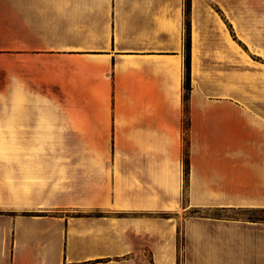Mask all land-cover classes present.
I'll list each match as a JSON object with an SVG mask.
<instances>
[{"label": "crops", "instance_id": "0c3cea01", "mask_svg": "<svg viewBox=\"0 0 264 264\" xmlns=\"http://www.w3.org/2000/svg\"><path fill=\"white\" fill-rule=\"evenodd\" d=\"M0 76V264H264V0H0Z\"/></svg>", "mask_w": 264, "mask_h": 264}, {"label": "trees", "instance_id": "16d2710c", "mask_svg": "<svg viewBox=\"0 0 264 264\" xmlns=\"http://www.w3.org/2000/svg\"><path fill=\"white\" fill-rule=\"evenodd\" d=\"M186 53H185V81H184V90L186 94L184 95L183 102L185 105L184 110L187 112L189 110V92H190V85H191V75H190V38L189 36L186 37ZM184 132L187 134L188 127H184ZM187 136V135H186ZM184 149H183V163H184V172L185 177L187 179L188 172H189V141L188 137L184 136Z\"/></svg>", "mask_w": 264, "mask_h": 264}, {"label": "rangeland", "instance_id": "374dc122", "mask_svg": "<svg viewBox=\"0 0 264 264\" xmlns=\"http://www.w3.org/2000/svg\"><path fill=\"white\" fill-rule=\"evenodd\" d=\"M255 60H257V61H260V59H257V58H254ZM0 78H1V76H0ZM0 84L2 85V88H4V92L5 93H11V83H10V81H0ZM186 94V91L184 90V94H183V98H184V95ZM55 104L56 103H54V106H55ZM67 105H68V108H78V107H80V108H89V106L91 105V103H85V102H80V103H77V102H69V103H67ZM0 108H12V102L11 101H3V102H1L0 103ZM56 106L58 107V108H61V105L58 103V104H56ZM56 107V108H57ZM64 108V107H63ZM185 108V105H184V102H183V109ZM185 111V110H184ZM186 112V111H185ZM186 115H188V111L186 112ZM187 120H188V116H186L185 118H184V127H187L188 126V122H187ZM187 134L185 133V137H187L186 136ZM184 144H185V142H184ZM182 159H183V153H182ZM186 178V177H185ZM187 180V179H186ZM244 214H245V217L247 218V217H251V218H258V216L259 215H262L263 217H264V213H262V214H260V213H258V212H255V211H244Z\"/></svg>", "mask_w": 264, "mask_h": 264}]
</instances>
